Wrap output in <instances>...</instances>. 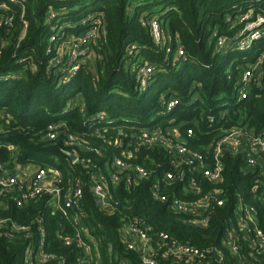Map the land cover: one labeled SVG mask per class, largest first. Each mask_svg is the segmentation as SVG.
<instances>
[{"label": "trees", "instance_id": "trees-1", "mask_svg": "<svg viewBox=\"0 0 264 264\" xmlns=\"http://www.w3.org/2000/svg\"><path fill=\"white\" fill-rule=\"evenodd\" d=\"M2 1L8 2L11 9L1 12L13 20L0 26V114L9 118L0 132V161L51 165L60 171L63 184L71 176H79L84 183L86 217L79 225L46 208L44 201L2 212L23 223L39 211L44 212V250L59 257L49 264L60 260L62 264H82L85 249L76 243L67 245L62 238L73 237L79 228L90 245L94 264H120L121 260L141 264V254L129 249L122 237L128 218L143 219L152 236L164 230L179 241L199 247L219 246L236 193L253 202L264 219V203L254 198L258 169L246 168L241 151L224 153L220 186L227 190L228 201L217 208L207 227L184 222L183 216L171 210L169 202L153 198L156 181L160 191L169 197L190 201L200 196L188 188V174L171 182L163 178L166 171L173 169L165 149L129 147L134 156L128 162L148 168L150 178L128 186L125 180L114 183L109 175L112 159L121 156L130 141L135 142L133 135L144 126L178 128L180 139L202 151L209 165L215 142L233 127L264 135V77L261 85L251 86L246 98L240 99L237 89L245 65L264 52V37L247 51L220 48L217 44L218 37H235L241 28L239 16L250 8L259 11V0ZM51 10L57 14L49 21ZM144 14L159 17L170 53L155 44L150 27L141 22ZM97 16L102 18L103 27L92 47L98 57L96 63L83 62L64 80L59 73L61 65L51 64L55 53L47 52L50 36L56 33L54 28L59 26L63 35H78ZM180 44L187 52L186 59L174 54ZM132 45L135 49L130 53ZM145 62L156 64L157 70L148 87L141 89L132 66ZM171 97L179 98V104L165 113L163 99ZM100 112L106 113L104 119L97 117ZM52 123L62 125L57 137L50 140L47 127ZM189 127L193 128L191 136L187 134ZM69 135L78 137L80 144L68 146ZM116 139L123 145H115ZM8 144L16 147L15 152ZM69 152L78 157L77 162ZM97 172L109 180L107 208L99 205L91 192L90 178ZM260 177L264 179V174ZM198 182L201 193L212 186L201 175ZM39 235L37 231L36 244ZM27 246L28 241L19 235H0V264H25ZM158 262L174 264L172 257H159Z\"/></svg>", "mask_w": 264, "mask_h": 264}, {"label": "built area", "instance_id": "built-area-1", "mask_svg": "<svg viewBox=\"0 0 264 264\" xmlns=\"http://www.w3.org/2000/svg\"><path fill=\"white\" fill-rule=\"evenodd\" d=\"M9 2L17 4L20 0H9ZM259 3V11L250 8L239 16L238 22L241 28L233 39L218 37L217 44L220 48L247 51L255 41L264 37V0H259ZM10 9L8 2L0 0V26L3 23H11L13 20V17L1 12ZM56 14V11L51 10L47 19L51 21L56 17ZM83 22L86 23L87 19ZM141 22L144 26L150 27L155 44L170 53L172 49L167 43L159 17L144 14L141 16ZM26 27L27 22L24 21V31ZM102 27V18L97 16L91 26L81 32L84 34L79 38L81 35L79 33L74 41L66 39L68 34L73 33L66 32L63 35L59 26L54 28L56 33L50 36L47 52L55 53L51 64L61 65L59 73L64 75V80H68L79 69L80 64L84 62H79L80 56L88 54L83 52V47L90 45L92 49L100 37V28ZM60 36H63L61 40ZM134 49V45L130 46V53H133ZM72 53L75 54V58L70 57L71 61L69 62L70 58L67 55L71 54L72 56ZM174 54L177 58H187V52L181 44L175 49ZM74 59L76 62H73ZM132 69L136 73L139 87L146 89L154 78L157 65L149 62L133 63ZM263 77L264 52L243 68L237 88L240 99L248 96L253 84L261 85ZM179 101L177 97H171L168 100L164 98V112H171L179 104ZM70 108L71 105L68 110ZM2 116L6 122H9L8 117ZM97 117L104 119L106 113L100 112ZM61 125V123L48 125V139L52 140L57 137L58 127ZM122 132L123 129L120 133ZM187 134L188 136L193 134L192 127L187 128ZM179 136L178 128L170 131L148 126L139 128L138 133L133 135L135 142L130 141L122 151V155L112 159L109 174L111 180L114 183L125 180L128 186H132L140 180L151 177L150 170L145 166L132 165L128 162V159L134 156L133 151L129 148L131 145H136L137 150L140 146L163 148L168 152L173 166L172 170L165 172L163 178L171 182L188 174V188L200 196L190 201L176 196L169 197L160 191V183L156 181L152 187L153 198L169 202L171 210L183 216L184 222L197 227H207L215 216L217 208L225 206L228 201L227 190L220 186L224 179L222 163L224 153L226 151L233 153L241 151L244 155L246 168L258 169L257 177L254 179V198L257 202L264 203V179L260 177L264 174V135L255 134L245 127H233L226 131V134L221 136L213 146L212 165L206 163L207 157L202 151L190 147ZM1 144L0 141V146ZM66 144L68 146L80 144V139L69 135ZM114 144L122 146L123 141L116 139ZM7 146L15 152L14 145L8 144ZM77 161L78 157L73 160L74 163ZM12 162L0 161V235L10 238L19 235L28 241L25 264H49V262L59 260L58 256L44 250L46 229L43 211H39L27 223L2 215V212L10 211L12 208L24 209L32 202L44 201L46 208L53 209V212H59L64 218L70 219L73 225H79L81 220L86 217L83 208L85 196L83 180L79 176H71L67 183L63 184L60 171L51 165L38 164L34 172L31 173L29 164L16 165ZM200 175L212 185L204 193H201V185L198 182ZM108 183L107 176L101 172H97L90 178L91 192L98 204L104 208L110 206ZM263 222L264 219L259 213V208L253 202L247 201L242 193H236L232 214L226 219L219 246L199 247L188 241H179L164 230L152 236L145 221L139 218H128L124 222L122 237L129 249L136 250L141 254V264H159V257H172L174 264H264ZM37 231L40 233L38 244L35 240ZM62 238L67 245L76 243L85 249V256L80 259V263L94 264L90 245L83 239L80 228L77 229L73 237L62 236ZM58 264H62V260ZM120 264H129V262L121 260Z\"/></svg>", "mask_w": 264, "mask_h": 264}, {"label": "rangeland", "instance_id": "rangeland-1", "mask_svg": "<svg viewBox=\"0 0 264 264\" xmlns=\"http://www.w3.org/2000/svg\"><path fill=\"white\" fill-rule=\"evenodd\" d=\"M73 33V32H72ZM84 34V33H83ZM82 33H81V35L79 36V38L83 35ZM76 36H78L77 34H75V33H73V34H68L67 35V38L66 39H68L69 41H74L75 39H76ZM84 49V50H83ZM83 52L85 53V52H87L88 54H86V55H83L82 53V55L80 56V61L79 62H81V61H84V62H89V64L92 62V63H96V61H97V53L94 51V50H92L91 49V47H90V45H87V46H84L83 47ZM251 49V48H250ZM79 52V51H78ZM90 52V53H89ZM69 58L71 57V58H75V54L74 53H72V56H71V54L69 55H67ZM71 58L69 59V62L71 61ZM73 62H76V59H74V61ZM70 64V63H69ZM77 99H80L79 97H77ZM5 121V119H4V116H2V114L0 115V128H3V122ZM30 172L31 173H33L34 172V170L32 169V170H30ZM29 172V173H30Z\"/></svg>", "mask_w": 264, "mask_h": 264}, {"label": "crops", "instance_id": "crops-1", "mask_svg": "<svg viewBox=\"0 0 264 264\" xmlns=\"http://www.w3.org/2000/svg\"><path fill=\"white\" fill-rule=\"evenodd\" d=\"M175 128H176V127H174V128H173V127H172V128H168L167 131L175 130ZM37 165H38V164L30 163L28 166H29V169H30V170H32V169L35 170V169L37 168Z\"/></svg>", "mask_w": 264, "mask_h": 264}, {"label": "water", "instance_id": "water-1", "mask_svg": "<svg viewBox=\"0 0 264 264\" xmlns=\"http://www.w3.org/2000/svg\"><path fill=\"white\" fill-rule=\"evenodd\" d=\"M120 131H122V129H120ZM69 155L71 156L72 160H75L77 158V156L72 152H69Z\"/></svg>", "mask_w": 264, "mask_h": 264}]
</instances>
